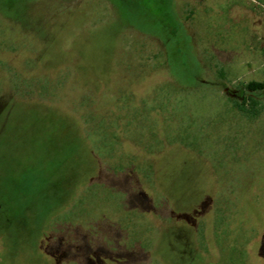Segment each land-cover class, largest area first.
Masks as SVG:
<instances>
[{
	"label": "rangeland",
	"instance_id": "1",
	"mask_svg": "<svg viewBox=\"0 0 264 264\" xmlns=\"http://www.w3.org/2000/svg\"><path fill=\"white\" fill-rule=\"evenodd\" d=\"M252 82L264 0H0V264H264Z\"/></svg>",
	"mask_w": 264,
	"mask_h": 264
},
{
	"label": "trees",
	"instance_id": "2",
	"mask_svg": "<svg viewBox=\"0 0 264 264\" xmlns=\"http://www.w3.org/2000/svg\"><path fill=\"white\" fill-rule=\"evenodd\" d=\"M264 88V85L263 84H261V83H256V82H252V83H250V84H248L247 86H246V89L248 90V91H258V90H261V89H263ZM254 104L256 103V102H253ZM246 105H247V99L246 100H243V102H242V104H237V106H238V108L240 109V111H242V112H246L247 111V109H246ZM76 150L74 149L72 152L71 151H69V152H67L66 154H65V156H64V158L62 159L63 160V163L64 164H66L68 161H70V160H72L73 159V157L74 156H76V157H78L79 158V156L78 155H80V151H81V147H82V140H80L79 138H76ZM77 152H79L78 154H75V153H77ZM69 179L67 180V183H71V187L73 186V188H75L76 189V186L77 185H79L80 183H81V178H82V175H79V176H77V174L76 175H74V174H72L70 177H68ZM65 181H64V183L62 184V187H61V189H60V192H61V194L63 195L64 194V192H65V186H66V184H67ZM61 195V196H62ZM63 199V197L59 200V201H61ZM60 203V202H59Z\"/></svg>",
	"mask_w": 264,
	"mask_h": 264
}]
</instances>
